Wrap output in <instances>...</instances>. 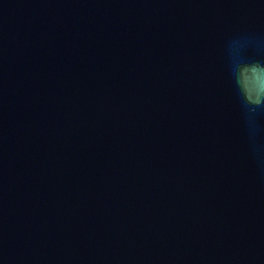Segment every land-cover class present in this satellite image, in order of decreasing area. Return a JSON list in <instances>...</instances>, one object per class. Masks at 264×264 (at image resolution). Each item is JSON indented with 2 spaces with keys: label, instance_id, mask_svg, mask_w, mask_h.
I'll return each mask as SVG.
<instances>
[{
  "label": "water",
  "instance_id": "95a60500",
  "mask_svg": "<svg viewBox=\"0 0 264 264\" xmlns=\"http://www.w3.org/2000/svg\"><path fill=\"white\" fill-rule=\"evenodd\" d=\"M0 121L145 264H264V0H0Z\"/></svg>",
  "mask_w": 264,
  "mask_h": 264
}]
</instances>
